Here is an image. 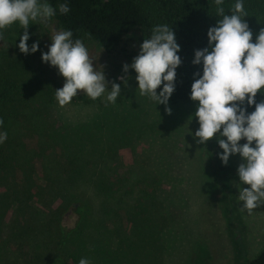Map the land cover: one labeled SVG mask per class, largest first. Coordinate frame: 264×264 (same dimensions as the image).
Returning a JSON list of instances; mask_svg holds the SVG:
<instances>
[{"label":"rangeland","instance_id":"obj_1","mask_svg":"<svg viewBox=\"0 0 264 264\" xmlns=\"http://www.w3.org/2000/svg\"><path fill=\"white\" fill-rule=\"evenodd\" d=\"M2 31L0 79L17 88L0 101V134L7 133L0 143V264H28L35 251L51 258L56 247L42 238L54 236L58 222L74 228L67 248L74 254L82 247L96 264H141L140 253L150 264H245L260 251L264 205L251 214L242 208L239 189L249 186L239 181V154L227 164L228 193L211 172L213 150H223L216 138L196 142L197 105L168 102L169 115L140 94L131 73L112 71L124 54L87 43L109 89L95 100L79 91L61 107L55 90L65 79L41 59L59 31L54 20L30 22L28 45L39 41V50L28 55L18 48V22ZM142 38L138 29L127 34V49L139 54ZM125 75L127 85L118 79ZM111 82L121 85L115 103L107 101ZM74 193L89 196L90 207L65 213ZM119 247L127 254L115 253Z\"/></svg>","mask_w":264,"mask_h":264},{"label":"clouds","instance_id":"obj_2","mask_svg":"<svg viewBox=\"0 0 264 264\" xmlns=\"http://www.w3.org/2000/svg\"><path fill=\"white\" fill-rule=\"evenodd\" d=\"M215 4L217 15L222 19L208 29L209 46L195 50L192 61L194 65H203V74L194 73L191 85L190 99L198 102L194 115L199 128L194 137L198 138V144L216 138L223 150L219 158L225 166L230 156L239 154L243 161L237 169L239 181L249 187L239 189L238 199L243 202L242 208L251 214L264 205V100L256 101L257 93L264 88V28L253 42V32L244 19L247 13L243 0H236L230 15L222 7L224 0H215ZM58 7L61 14L70 11L67 4ZM55 15L56 8L47 0H0V40L4 39L2 30L18 22L24 30L19 37L20 52L35 53L39 50V41L29 47L30 22L46 23ZM179 51L172 28L167 24L157 25L151 37L144 39L132 63L123 65L125 74L134 69L140 94L165 105L169 115L171 108L167 105L175 91L176 69L182 64ZM41 59L57 68L65 79L63 87L55 90L61 107L69 104L79 91L95 100L109 89L104 71L95 68L85 44L81 39L73 40L71 30L56 31ZM118 79L127 85L126 75ZM119 95L121 85L111 82L107 101L115 103ZM245 104L254 105L255 110L249 113ZM3 123L0 119V126ZM6 140L7 133L0 134V143ZM241 140L246 142L241 144ZM79 264H90V261L81 258Z\"/></svg>","mask_w":264,"mask_h":264},{"label":"trees","instance_id":"obj_3","mask_svg":"<svg viewBox=\"0 0 264 264\" xmlns=\"http://www.w3.org/2000/svg\"><path fill=\"white\" fill-rule=\"evenodd\" d=\"M47 2L56 8V15L52 17L56 28L71 30L73 40L81 39L84 44L94 43L107 54L118 52L125 55L126 62L115 65L112 62V65H110L112 71L117 72V74H123V65L126 63L131 64L133 58L138 55L137 49H127V34L137 29L141 30L143 35L142 45L144 39L151 37L153 27L167 24L175 32L177 43L180 45V51L177 54L182 59V64L176 69L175 91L169 102L172 104L190 103L198 105V102L190 99V93L191 85L194 82V73L199 72L202 75L203 65L202 63L194 65L192 61L195 50H201L209 46L208 29L216 26L217 21L222 19L221 16L217 15L215 0H47ZM235 3L236 0H224L222 7L225 9V14H232ZM60 4H67L70 11L67 14H61L58 7ZM243 4L247 13L244 19L253 32V42H255L259 31L264 28V0H243ZM128 73H131L136 80L134 69L130 68ZM162 87L163 85L157 89L158 93ZM16 88V81L9 78L0 79V101L7 96L9 90H15ZM87 98L90 97L87 95ZM83 100L86 101V99ZM261 100H264V88L256 96L257 103ZM244 106L247 107L249 113L255 110L254 105L247 106L245 104ZM210 169L214 175L219 177L228 193L230 188L228 165L225 166L222 163L216 150H213ZM69 197V208L65 210V213L69 210H80L81 204H87L90 207L91 199L89 196L74 193L72 197ZM11 202L14 203V201ZM1 217L2 214H0V222ZM82 218H84V215H79V219ZM59 223L54 236L49 235L47 238H42V240H46L45 243L50 241L56 247L51 258L46 259L48 255L44 252L37 253L35 251L32 256L36 255V258L29 261L28 264H79L80 259L85 258L82 247L74 251L77 256L76 259L73 252L64 243L65 239H70L74 228L67 229L64 226H59ZM14 233L15 226L11 228V237ZM120 245L121 243L116 244V246ZM73 247L74 245L71 249ZM120 247L115 253L126 255L128 250ZM55 252L59 256L55 255ZM139 256L141 264H150L141 253ZM95 258L96 256H93V259ZM93 259L90 264L98 262V260ZM117 259L123 261L125 256ZM245 264H264V245Z\"/></svg>","mask_w":264,"mask_h":264}]
</instances>
